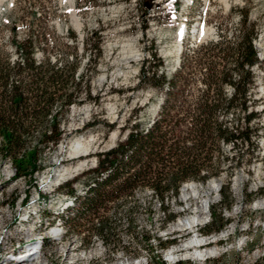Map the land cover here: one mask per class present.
I'll return each mask as SVG.
<instances>
[{"label":"rangeland","instance_id":"374dc122","mask_svg":"<svg viewBox=\"0 0 264 264\" xmlns=\"http://www.w3.org/2000/svg\"><path fill=\"white\" fill-rule=\"evenodd\" d=\"M137 1L0 0V57L7 56L11 64L19 60L13 39L18 41L31 32H42L41 47L34 50V59L39 61L44 53L58 64L76 60L77 88L81 92L88 89L90 95L80 94L60 118L58 128L63 134L59 142L27 152L20 163L16 162L19 172L15 164L2 157L0 148V218L5 214L8 219L2 239L8 243L11 237L15 238L10 249L0 254V264H18L24 252L37 245L43 246L38 254L42 264H175L178 260L188 264H264V0H176V6L175 0H152L153 6L147 12L138 8ZM244 12L256 32L252 42L259 59L252 66L248 107L257 112L249 124L257 129L251 136L257 149L253 152L246 145L233 148L231 143L221 144L220 173L210 176L206 183L185 181L204 188L216 180L210 193L192 190L189 197L201 198L186 202L183 182L178 194L163 202L173 219L165 217L150 189L105 202L99 211L106 226L104 231H95L97 224L89 216L74 219L84 190L95 176L92 170L97 164L96 153L115 146L130 129H145L154 120L162 94L151 86L138 85L141 69L146 64L153 66L152 52L162 61L157 72L169 77L183 56L193 62L209 43L223 37L234 41ZM183 22L187 30L179 61L173 63L165 52L177 43V31ZM97 40L99 52L94 48ZM200 68L191 63L186 69L190 72L188 85L193 89L203 86ZM224 91L228 95L230 85L225 84ZM222 116L227 126L236 121L243 125V114L236 108ZM33 135L34 144L38 136L34 131ZM71 138L92 139L88 165L74 176L59 180L57 163L75 166L79 162L68 153H58L60 145ZM238 154L242 162L236 165L231 157ZM33 158H38L37 171L23 175ZM49 173L52 178L42 185ZM57 185L58 193H51ZM227 185L232 198L229 208L223 206L220 194ZM70 188L78 196L76 201L68 193ZM247 195H252V199ZM202 205L207 206L206 222L197 234L208 240V248L226 251L204 260H170L171 249L195 236L176 230L177 222ZM218 210L227 222L215 231L210 224ZM27 215L34 220L22 223ZM52 219H57L54 226L49 224ZM57 226L59 229L53 228ZM23 230L27 236L19 235ZM53 232L59 237H51ZM142 237H147L148 242H143ZM173 237V242H166ZM35 238L41 241H29ZM159 241L165 245L159 247ZM23 245L27 250H19ZM158 253L160 259L154 256Z\"/></svg>","mask_w":264,"mask_h":264},{"label":"trees","instance_id":"16d2710c","mask_svg":"<svg viewBox=\"0 0 264 264\" xmlns=\"http://www.w3.org/2000/svg\"><path fill=\"white\" fill-rule=\"evenodd\" d=\"M137 5L147 12L153 2L138 0ZM255 34L254 26L244 12L234 41L223 37L209 43L204 53L193 62L183 56L169 77L157 72L162 61L152 52L153 66L146 64L141 69L138 85L151 86L162 94L154 120L145 129H130L115 146L96 153L97 164L92 170L95 176L84 190L81 208L76 210L74 219L89 216L97 224L95 231H104L106 226L99 215L103 204L132 197L142 189H150L165 217L173 219L174 215L167 212L163 202L175 197L180 185L187 183L185 181L205 182L210 176L218 175L221 171L218 157L221 144L231 143L233 148L246 145L253 152L257 149V143L251 139L257 129L249 125L257 112L248 109L252 66L259 62L252 42ZM43 35L42 32H31L22 40L13 39L19 60L12 64L7 56L0 57L1 155L15 164L18 172L20 165L16 162L20 163L27 152L59 142L63 130L58 125L68 106L82 93L90 96L88 89L81 92L77 88L76 60L58 64L50 61L44 53L39 61L34 59V50L41 47L39 38ZM98 44L99 40L94 45L97 52L100 51ZM191 63L201 67L202 87L193 89L188 85L190 72L186 69ZM225 84L231 87L228 95L224 91ZM234 108L243 114V125L236 121L227 126L222 115ZM33 131L38 136L34 144ZM231 159L236 165L242 162L239 154ZM37 162L38 158H33L29 168L25 165L29 172L25 170L23 175L37 171ZM228 188L227 185L220 190L226 208L232 204ZM68 193L75 201L78 199L74 189L70 188ZM247 196L248 199L253 197ZM226 222L218 210L210 227L220 230ZM142 241L147 243L148 238ZM170 241L174 239H166V242ZM163 245L164 242H158L159 247ZM154 256L160 259L159 253ZM175 264L188 263L178 260Z\"/></svg>","mask_w":264,"mask_h":264},{"label":"bare ground","instance_id":"6f19581e","mask_svg":"<svg viewBox=\"0 0 264 264\" xmlns=\"http://www.w3.org/2000/svg\"><path fill=\"white\" fill-rule=\"evenodd\" d=\"M12 1V0H10ZM184 33V28L183 26H181L178 31H177V38L178 41L177 43L174 45L173 49H169L167 52H165L166 57L170 58L173 63L177 62L178 58H179V51H180V47H181V39ZM114 138V136H113ZM92 142V139H83V138H71L69 140H67L66 142H63L60 147H59V155L63 154V153H68L70 155L71 158H78L79 162L78 164H76L75 166L69 165V166H65V165H60V163L56 164V168H57V177L59 178V180L62 179H67L69 177L74 176L75 174L79 173L83 167H86L88 165V160H87V156L90 153V144ZM59 155H57L58 157H60ZM82 158H86L85 160H83ZM55 167V166H54ZM1 173V171H0ZM51 175L50 173L46 175V177L43 179L42 185L46 184L50 181L51 179ZM58 180V181H59ZM216 184V180H212L210 181L204 188L201 186H196L194 183L192 184H185L182 188V192L185 193V195H187L185 201L187 202L188 200H194V199H199L201 197L198 198H194L193 196L189 197V194L192 190H206V192L210 193V190H212L213 186ZM56 190V189H55ZM52 193V191H51ZM206 200V197H203ZM206 207L205 205H202L201 207L199 206L197 208L196 211H194L191 215H189L188 217H185L183 219H181L179 222H177L175 229L178 231H189L190 233H194L193 236L190 240H188L187 242L178 245L176 247H174L173 249L170 250L169 253V259L174 261L177 259H195V260H204L207 259L208 257L211 256H219L222 252H225L226 250H222V249H216V248H208V240L203 239L202 237H200L197 232H199L198 228L200 226H202L205 222H206V215H207V211H206ZM29 216V215H27ZM34 220L33 216H29L28 219H23L22 223H31ZM8 223V219L6 218L5 214L2 215V218H0V254L8 251L11 247L12 242L14 241V237H11L9 239V242H3L2 239V231L5 228L6 224ZM37 229H34V232H36ZM19 235L21 236H27L28 233L25 232L24 230L22 232L19 233ZM59 237V236H57ZM57 239V238H54ZM35 240V241H34ZM30 242H36V241H41V239H31L29 240ZM36 248L33 249H29L27 250L26 248H24V245L21 246V248L19 250H22V248H24L25 250H27L26 252H24V254L22 256V258L19 259V261H17L18 264H42L43 262L41 261L42 258H40L38 256L39 252L42 251L43 246L41 245H37L35 246ZM23 249V250H24ZM36 253V254H35ZM28 255V256H27ZM5 263H7L5 261ZM10 263V261H8V264ZM135 264H143L141 261L135 263Z\"/></svg>","mask_w":264,"mask_h":264}]
</instances>
